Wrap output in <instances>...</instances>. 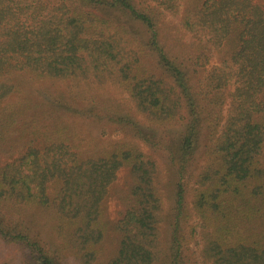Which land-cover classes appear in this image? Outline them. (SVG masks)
<instances>
[{
    "label": "trees",
    "instance_id": "trees-1",
    "mask_svg": "<svg viewBox=\"0 0 264 264\" xmlns=\"http://www.w3.org/2000/svg\"><path fill=\"white\" fill-rule=\"evenodd\" d=\"M168 14L191 53L163 42ZM211 56L218 65L201 75ZM27 81L40 85L19 102ZM104 86L130 106L101 99ZM77 117L122 138L87 141ZM0 157V264H264L263 11L249 0H0ZM160 160L172 175L165 219ZM122 167L132 184L103 261L104 201Z\"/></svg>",
    "mask_w": 264,
    "mask_h": 264
},
{
    "label": "rangeland",
    "instance_id": "rangeland-1",
    "mask_svg": "<svg viewBox=\"0 0 264 264\" xmlns=\"http://www.w3.org/2000/svg\"><path fill=\"white\" fill-rule=\"evenodd\" d=\"M253 4L260 7V9L264 13V0H249ZM162 19H164L165 22V29L163 31V42H165L168 46V49L172 52H176L178 56H182L186 53H191L193 48L190 46V37L189 35L183 34L178 29V15L172 16L167 15L164 16ZM218 65V60L215 56H211L209 61L202 67H197L200 71L201 75H205L210 71L214 66ZM16 82L19 83L20 79L16 78ZM40 84L37 82H29L27 81L24 86L22 92L18 95L19 102L23 101L27 95H29L34 87H38ZM44 85H51V83L45 82ZM54 87V86H52ZM227 90L231 91L232 86H230ZM119 97H123L120 101ZM100 98L106 99V98H112V99H118L120 102H122L125 106H130V103L126 100V95H119L118 91L115 88H111L109 86H104L100 91ZM229 99L227 98L225 105L223 106V112L226 111L228 108ZM69 120L72 121V123L77 127V130L85 136V139L89 141L90 139H94L98 136H103L101 139L104 141H107L111 145L114 141H117L122 138V135L116 134L112 128H108V130L101 134V128L98 126V124H95L93 122H90L88 120H83L81 118H69ZM91 135V136H90ZM92 137V138H90ZM144 149H146L143 146ZM9 150V149H8ZM21 152V151H19ZM19 154L16 153L13 155V157L18 156ZM6 159L4 157H0V164L4 163ZM160 165L157 170V182L159 184V188L162 191V195L164 198H162V207L164 212V219L170 216V207L172 208L173 203L171 201V195H172V175L167 170V168L162 164V161L160 160ZM132 184V177L130 175L129 169L126 167L120 168L117 173L115 180L108 186L107 188V194L104 201V214L105 218L107 219L109 223V229L106 233L105 238V244H104V258L103 261L106 260L114 251V249L117 246V239L116 235L113 231V224L122 216L125 208H126V202L129 194V189ZM186 204L188 207L190 206V195L186 194L185 199ZM37 219H40L43 228L42 231H48L44 235V240L46 238H52V232L49 228L48 224V216H44L42 213H36L35 214ZM28 218H32L31 216ZM193 222H195V219H191ZM162 224V227L160 229V236L162 239H166L167 236V228ZM38 232V230H37ZM3 243V242H2ZM0 247H1V241H0ZM13 255V252L11 253ZM17 256L19 253H16ZM64 264H71L65 262Z\"/></svg>",
    "mask_w": 264,
    "mask_h": 264
}]
</instances>
